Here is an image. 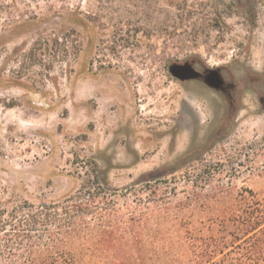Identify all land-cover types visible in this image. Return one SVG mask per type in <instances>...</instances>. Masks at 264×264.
I'll use <instances>...</instances> for the list:
<instances>
[{"label": "rangeland", "instance_id": "1", "mask_svg": "<svg viewBox=\"0 0 264 264\" xmlns=\"http://www.w3.org/2000/svg\"><path fill=\"white\" fill-rule=\"evenodd\" d=\"M186 62L196 77L171 72ZM88 191L81 264H202L244 236L264 0H0V202Z\"/></svg>", "mask_w": 264, "mask_h": 264}, {"label": "trees", "instance_id": "2", "mask_svg": "<svg viewBox=\"0 0 264 264\" xmlns=\"http://www.w3.org/2000/svg\"><path fill=\"white\" fill-rule=\"evenodd\" d=\"M91 195L81 192L39 205L15 199L0 202V264H81L78 250L84 242L79 241L90 226L86 215L99 205ZM93 212L102 220V212ZM229 216L243 223L244 236L231 245L217 243L216 252L222 255L202 264H264V209L256 216ZM226 246L231 247L227 252Z\"/></svg>", "mask_w": 264, "mask_h": 264}, {"label": "water", "instance_id": "3", "mask_svg": "<svg viewBox=\"0 0 264 264\" xmlns=\"http://www.w3.org/2000/svg\"><path fill=\"white\" fill-rule=\"evenodd\" d=\"M171 72L179 78H193L198 75V73L192 68L189 62L186 63H173L170 66ZM213 76H209V80L213 83Z\"/></svg>", "mask_w": 264, "mask_h": 264}]
</instances>
